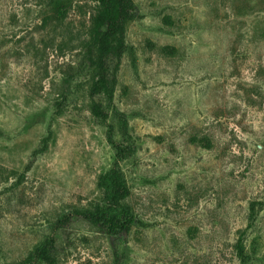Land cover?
I'll return each mask as SVG.
<instances>
[{"label": "rangeland", "instance_id": "rangeland-1", "mask_svg": "<svg viewBox=\"0 0 264 264\" xmlns=\"http://www.w3.org/2000/svg\"><path fill=\"white\" fill-rule=\"evenodd\" d=\"M132 1L96 119L95 3L0 0V264L52 238L61 264H241L240 233L264 264V0ZM114 163L130 220L106 233L74 212L106 205Z\"/></svg>", "mask_w": 264, "mask_h": 264}, {"label": "trees", "instance_id": "trees-1", "mask_svg": "<svg viewBox=\"0 0 264 264\" xmlns=\"http://www.w3.org/2000/svg\"><path fill=\"white\" fill-rule=\"evenodd\" d=\"M91 1L95 5L89 17V39L84 51V60L93 73L91 85L88 87L90 111L96 119H106L108 110L104 108V102L110 103L112 101L116 83V61L127 48L125 27L129 21L135 18V11L132 0ZM46 142L47 138L42 142L41 151L45 149ZM33 153L35 155L37 150ZM99 187L103 191L106 205L97 204L90 210L75 211L74 214L100 227L106 233H113L118 228L120 229L121 224L124 226V221L130 220L127 218L129 211L123 204L129 196V189L116 163L110 170L100 175ZM256 204L258 203L251 202L249 204L250 217L255 213ZM59 221L62 224L69 223V215ZM234 249L240 263L246 264L248 253L243 245L242 233L238 235ZM30 255L41 264H61L53 238L34 246ZM113 264H124L123 253L117 249L113 251Z\"/></svg>", "mask_w": 264, "mask_h": 264}]
</instances>
